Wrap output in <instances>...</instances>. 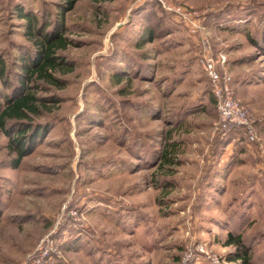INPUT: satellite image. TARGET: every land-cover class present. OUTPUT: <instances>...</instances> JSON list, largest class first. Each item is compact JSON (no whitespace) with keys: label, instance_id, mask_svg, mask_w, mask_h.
<instances>
[{"label":"rangeland","instance_id":"374dc122","mask_svg":"<svg viewBox=\"0 0 264 264\" xmlns=\"http://www.w3.org/2000/svg\"><path fill=\"white\" fill-rule=\"evenodd\" d=\"M164 1L206 34L156 1L80 0L66 14L58 53L73 69L37 94L60 99L39 117L51 129L18 167L0 133V264H239L228 231L264 264V51L250 38L264 0ZM57 2L0 0L9 83L32 47L17 9L50 21ZM148 27L155 39L137 46ZM205 46L226 56L255 141L220 128ZM10 89L0 79V103Z\"/></svg>","mask_w":264,"mask_h":264},{"label":"trees","instance_id":"16d2710c","mask_svg":"<svg viewBox=\"0 0 264 264\" xmlns=\"http://www.w3.org/2000/svg\"><path fill=\"white\" fill-rule=\"evenodd\" d=\"M78 1L80 0H59L56 3V15L52 16L50 21L46 17L39 19L21 7L17 9L19 16L25 19L24 35L31 41L32 47L29 53L20 57L21 69L15 85L9 83L4 61L0 58V79L7 88H11L9 93L3 95L0 103V133L8 139L6 147L8 154H13L10 159L12 167H18L22 158L34 150L52 127L50 120L41 121L39 117L43 116L44 112H51L49 104H58L60 99L55 94L37 95L40 90L48 91L47 87L42 89L39 82L41 80L46 86L61 88L64 81L59 76L60 73L64 74L73 69V64L59 54L58 50L66 48L71 42L64 35L65 17ZM250 38L264 51V29L258 36L250 35ZM154 39L155 30L148 27L139 36L137 46L152 42ZM229 133L227 138L232 134H242L247 140L241 126H232ZM224 244L235 247L230 260H237L239 264H254L250 248L244 244L240 233L228 231Z\"/></svg>","mask_w":264,"mask_h":264},{"label":"built area","instance_id":"2783aa9c","mask_svg":"<svg viewBox=\"0 0 264 264\" xmlns=\"http://www.w3.org/2000/svg\"><path fill=\"white\" fill-rule=\"evenodd\" d=\"M149 1H156L166 10L175 11L179 17L186 20L184 22L186 25H189L192 32L206 34L204 27L191 18L194 14L193 11H187L180 6H170L164 0ZM203 42L205 41L203 40ZM198 63L210 82V90L218 114L220 128L224 132H228L232 126H241L245 131L247 141H255L258 137L255 123L249 109L234 96L231 75L226 69V56L221 53L218 57H214L205 46ZM45 252L46 249H44L41 255Z\"/></svg>","mask_w":264,"mask_h":264}]
</instances>
